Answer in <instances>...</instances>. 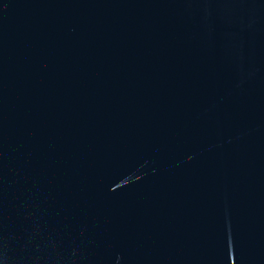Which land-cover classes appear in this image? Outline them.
I'll list each match as a JSON object with an SVG mask.
<instances>
[{
	"label": "water",
	"instance_id": "obj_1",
	"mask_svg": "<svg viewBox=\"0 0 264 264\" xmlns=\"http://www.w3.org/2000/svg\"><path fill=\"white\" fill-rule=\"evenodd\" d=\"M0 264H264V0H0Z\"/></svg>",
	"mask_w": 264,
	"mask_h": 264
}]
</instances>
